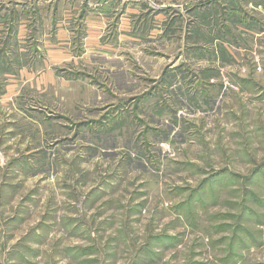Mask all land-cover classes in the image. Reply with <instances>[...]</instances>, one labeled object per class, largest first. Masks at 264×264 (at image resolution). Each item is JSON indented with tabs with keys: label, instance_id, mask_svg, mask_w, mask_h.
Returning a JSON list of instances; mask_svg holds the SVG:
<instances>
[{
	"label": "rangeland",
	"instance_id": "374dc122",
	"mask_svg": "<svg viewBox=\"0 0 264 264\" xmlns=\"http://www.w3.org/2000/svg\"><path fill=\"white\" fill-rule=\"evenodd\" d=\"M22 2L0 264H264V0Z\"/></svg>",
	"mask_w": 264,
	"mask_h": 264
},
{
	"label": "crops",
	"instance_id": "0c3cea01",
	"mask_svg": "<svg viewBox=\"0 0 264 264\" xmlns=\"http://www.w3.org/2000/svg\"><path fill=\"white\" fill-rule=\"evenodd\" d=\"M0 1L2 2V3H0V9L2 8V10H0V31H1V30H3V28H5L4 25H5L6 21H9V23L11 22V16H9V14H11L12 10L9 9L10 6H11V0H0ZM14 1L15 2H19V6L18 7L20 9H19L18 13H19V17H20V20H21V19H23L22 18V12H24V14H26L25 13V10L27 8V6H25L26 1H25L24 4H23L22 0H14ZM125 1H130V0H125ZM125 4H127V3H125ZM13 10H15V9H13ZM126 10L128 12L132 13V11L134 9H133V6L131 4H127V9ZM14 13H16V10L14 11ZM16 18H17V15L15 17V20H16ZM26 19H27V17L25 16V21L22 22V20H21L20 26H22V25L24 26L25 25V23L27 21ZM3 20H4V24H3ZM130 22H131L130 19H126V21H124L122 23H123V26H124V24L127 26V25H130ZM22 27H20V28L22 29ZM0 34H1V32H0ZM120 39H121V37H120Z\"/></svg>",
	"mask_w": 264,
	"mask_h": 264
}]
</instances>
